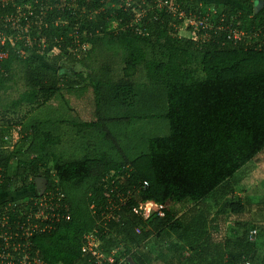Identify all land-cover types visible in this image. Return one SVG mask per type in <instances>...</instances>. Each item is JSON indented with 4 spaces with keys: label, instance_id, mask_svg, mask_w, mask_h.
I'll return each mask as SVG.
<instances>
[{
    "label": "trees",
    "instance_id": "16d2710c",
    "mask_svg": "<svg viewBox=\"0 0 264 264\" xmlns=\"http://www.w3.org/2000/svg\"><path fill=\"white\" fill-rule=\"evenodd\" d=\"M75 1L73 5L71 0H49L52 9L38 34L29 35L30 40L33 42V37L40 35L48 51L58 48L61 59L66 56L70 64L78 61L79 52H71L77 50L76 41L88 43L91 53L110 49L121 60L122 74L114 79L113 73L108 72L112 78L92 79L95 101L101 99L99 90L104 87L114 93L109 100L117 102L120 95H128L130 99L140 97L142 89L151 88V92L155 88L160 93L163 89L166 112L160 117L168 122L169 134L149 139L146 153L132 160L122 154V160L117 161L110 158L107 150H98L93 158L64 161L52 151L62 142L57 127V131L51 128L43 131L38 123L23 129L25 135L21 139L30 141L24 158L20 157L21 148L7 150L4 142L7 134L0 130V215L6 216L0 218V264L1 256L11 251L10 246L23 242L26 236L27 216L40 198L35 181L44 180L48 188L54 177L67 190L69 219L48 221L50 228L29 237L40 264H95L97 261L85 248V235L90 232L99 240L102 254L115 252L114 257H124L125 264L130 260L134 264H152L150 254L139 250L149 238L172 234L184 239L190 230V223L182 220L180 207H199L221 194L234 176L264 154V49L200 45L187 37L179 38L170 26L172 16L162 9L148 11L141 20L145 33L129 26L134 17L123 8L112 15L102 12L96 23L88 19L80 23L87 12L100 9L104 0ZM175 1L186 14H200L199 11L213 6L217 13L227 16V21H230L228 17L241 13L245 22L250 13L246 7L249 0ZM112 21L117 22V31L109 33ZM31 44L23 56L9 50L1 63L0 91L11 81L17 67H23L29 87L12 102L13 109L33 106L40 99L45 104L58 91L60 83L72 88L86 80L83 74L59 65L57 59L51 60V64L42 61L44 56L37 59V45ZM136 76L147 80L150 88L133 81ZM96 117L86 124L88 128L100 127L106 131V120L100 115ZM141 119L146 116L128 121L130 124L131 120ZM113 120L119 122L121 118L109 121ZM113 142L122 153L117 142ZM113 173L115 178H107ZM105 177L107 180L103 182ZM87 188H91L88 195L93 209L88 196L84 200L76 195ZM146 202L161 206L163 217L152 213L144 219L137 209ZM18 203L24 205L17 208ZM8 207L13 211L8 212ZM232 210L240 212L243 207L236 203ZM257 230L255 242H248L247 238L241 241L225 259L219 258V264H242L244 260L264 264V230L259 249ZM214 259L206 264H218Z\"/></svg>",
    "mask_w": 264,
    "mask_h": 264
},
{
    "label": "rangeland",
    "instance_id": "374dc122",
    "mask_svg": "<svg viewBox=\"0 0 264 264\" xmlns=\"http://www.w3.org/2000/svg\"><path fill=\"white\" fill-rule=\"evenodd\" d=\"M104 1L100 9L87 12L80 19V23L85 19L96 23L102 12H110L112 15V12L123 7V0ZM148 1L132 0L136 9H139V6L145 8ZM146 8L157 10L154 6ZM115 23L114 21L110 23L109 33L116 31ZM172 23L173 20L171 25ZM177 36L187 37V33L181 30L177 32ZM88 48L90 45L84 52L76 55L78 61L72 64L66 56L61 59L58 48L47 51L48 56L45 53L43 62L51 64V60L57 59L59 65L72 68L73 73H81L86 79L72 88H66L60 83L58 91L52 94L53 96L51 95L52 97L45 104L42 102L43 99H40L33 106H22L17 109L11 107L12 102L29 89L23 67L14 69L11 81L7 82L0 91V130L7 134L4 140L7 150L14 151L16 148H21L23 153L20 157L24 158L25 149L30 141L23 142L20 136L25 135L23 129L38 123L42 124L43 131L49 128L56 130L55 127L61 130L62 142L54 146L52 151L64 161L80 160L83 157L93 158L94 152L98 150L102 152L107 150L110 158H115L117 161L122 160V154L132 160L146 153L149 139L166 137L169 134L168 122L160 117L166 112L165 92L161 90L162 97L155 88L150 92L149 83L143 77L136 76L133 80L145 84L146 89L150 88V90L142 89L140 97L134 96L129 99L128 95H120L119 102L109 100L114 93L108 87H104L99 90L101 99L95 101L93 80L103 81L105 78H112L108 72L113 73L114 79H117L121 77L122 66L119 57L114 56L110 49L91 53ZM97 115L106 120L104 124L110 137H107V132L102 128H88L86 125L95 121ZM142 116H146V119L138 122L131 120L129 124L128 119ZM116 118L121 120L109 121ZM113 141L117 142L122 153L117 151ZM109 176L115 178L114 173L107 178ZM107 178H103V182ZM90 190L91 188H87L76 195L84 200L88 196L89 201ZM66 191L63 190L66 205L69 206ZM221 192L199 207L191 206L189 209L178 207L183 222L185 223L186 220L190 223V230L184 239L172 234H168V237L152 236L139 250L150 254L152 264H206L214 258L219 264L221 256L224 258L232 250L237 249L238 244L247 238L249 229L254 226L260 232V238L256 243V248L259 249L263 240L262 230H264V154L234 176L228 182V187ZM236 203L243 207L242 211L232 210V205ZM90 204L93 209V202ZM181 258L186 261L180 262Z\"/></svg>",
    "mask_w": 264,
    "mask_h": 264
},
{
    "label": "built area",
    "instance_id": "2783aa9c",
    "mask_svg": "<svg viewBox=\"0 0 264 264\" xmlns=\"http://www.w3.org/2000/svg\"><path fill=\"white\" fill-rule=\"evenodd\" d=\"M71 2L73 5L76 3L75 0H71ZM149 2L146 5L143 2V5L166 10L173 19L170 26H173L177 32L185 31L189 40L199 42L200 45L214 43L221 46H242L244 49L259 51L264 49V0H249L246 7L250 13L246 16L245 22L242 21L241 13L228 17L230 21H227V16L217 13L213 6L203 12L199 11L200 14H192V12L186 14L179 8V4L175 0H149ZM151 3L153 5H149ZM198 5L201 6V3ZM258 5H261L262 9L255 13V8ZM146 7L139 10L135 8L132 0H123V10L131 12L134 17L129 26L136 27V31L139 33H145L141 20L147 16L148 11L151 12ZM51 9L49 0H0V71L2 70L1 63L7 58L9 50L23 56L28 50L27 48L32 46L31 43H34L37 45L36 58L47 54L48 45L40 38V35L33 37V42L29 35L33 32L38 34L44 24L45 16ZM254 17H256L255 20H253ZM117 26L116 22L114 26L116 31ZM75 44L78 51L76 50L74 53L84 52L89 46L86 42L76 41ZM52 182L53 184L46 188L42 196L35 201L34 209L27 216L28 229L23 242H14L10 246L11 251L5 256H1V264H40L38 252L33 249L29 237L39 230L50 228V225L47 224L48 221L52 223L69 219L68 208L64 202L65 193L57 177H54ZM143 186L146 187L147 183L144 182ZM23 205V203H18L17 208ZM7 211L12 212L13 210L8 207ZM137 212L144 219H148L152 213H156L159 217L164 215L162 207L151 202L139 205ZM0 218L6 219V216L0 215ZM45 223L46 225H43ZM257 235V227L250 229L247 234L248 242H255ZM85 240L86 252L97 261L95 264H125L124 257H114L115 252H111V255L102 254L99 251L100 242L92 232L85 235ZM242 264L251 263L249 260H244Z\"/></svg>",
    "mask_w": 264,
    "mask_h": 264
},
{
    "label": "water",
    "instance_id": "95a60500",
    "mask_svg": "<svg viewBox=\"0 0 264 264\" xmlns=\"http://www.w3.org/2000/svg\"><path fill=\"white\" fill-rule=\"evenodd\" d=\"M261 9H262L261 5L256 6L255 13H258V11L261 10ZM35 186H36V190H37L38 196L41 197L42 194L44 193L45 189H46V183L42 179H37L35 181ZM128 263L129 264H134L132 260H130Z\"/></svg>",
    "mask_w": 264,
    "mask_h": 264
},
{
    "label": "clouds",
    "instance_id": "9594fccd",
    "mask_svg": "<svg viewBox=\"0 0 264 264\" xmlns=\"http://www.w3.org/2000/svg\"><path fill=\"white\" fill-rule=\"evenodd\" d=\"M36 187V186H35ZM46 188H47V185H46ZM46 190V189H45ZM45 192V191H44Z\"/></svg>",
    "mask_w": 264,
    "mask_h": 264
}]
</instances>
